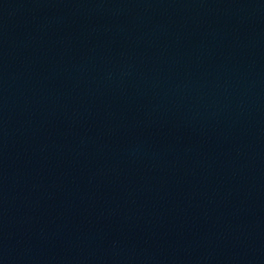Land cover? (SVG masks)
Segmentation results:
<instances>
[{"label": "water", "instance_id": "obj_1", "mask_svg": "<svg viewBox=\"0 0 264 264\" xmlns=\"http://www.w3.org/2000/svg\"><path fill=\"white\" fill-rule=\"evenodd\" d=\"M0 264H264V0H0Z\"/></svg>", "mask_w": 264, "mask_h": 264}]
</instances>
